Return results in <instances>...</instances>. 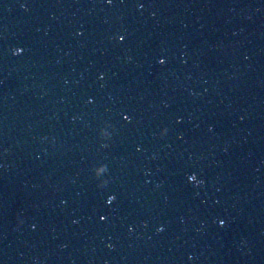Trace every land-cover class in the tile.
<instances>
[{
    "label": "snow or ice",
    "instance_id": "1",
    "mask_svg": "<svg viewBox=\"0 0 264 264\" xmlns=\"http://www.w3.org/2000/svg\"><path fill=\"white\" fill-rule=\"evenodd\" d=\"M108 2L111 3L112 0H108ZM23 6H24V7H27L28 5H27V3H25V4H23ZM139 6H140V7H144V4H143V3H140ZM118 38H119V40L123 41V40L125 39V35H124V34H119V35H118ZM16 49H17V53H21V52L24 51L23 47H19V46H18ZM165 59H166V58H165ZM165 59H164L163 61L160 60V62L163 63V62L165 61ZM124 117H125L126 119H131V116H130L127 112L124 113ZM115 199H116V195H115V193L110 194V195L107 197V202H108V203H112ZM101 219H102V220H103V219H107L106 215H101ZM220 223L223 224V223H225V221H224V220H220Z\"/></svg>",
    "mask_w": 264,
    "mask_h": 264
},
{
    "label": "clouds",
    "instance_id": "2",
    "mask_svg": "<svg viewBox=\"0 0 264 264\" xmlns=\"http://www.w3.org/2000/svg\"><path fill=\"white\" fill-rule=\"evenodd\" d=\"M14 52H17V49H14ZM164 59H165V57H163V56L160 57V60L161 61H163ZM101 75H103V73H101ZM162 131H167V129H162ZM101 132L104 133V134H106V135L108 134L107 133V130L106 129H103V128L101 129ZM99 171H100V169H97V172H99ZM161 227H163V226H161Z\"/></svg>",
    "mask_w": 264,
    "mask_h": 264
}]
</instances>
